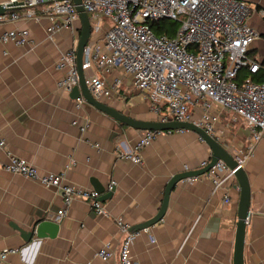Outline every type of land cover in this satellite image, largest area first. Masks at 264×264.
<instances>
[{
  "label": "crops",
  "instance_id": "obj_1",
  "mask_svg": "<svg viewBox=\"0 0 264 264\" xmlns=\"http://www.w3.org/2000/svg\"><path fill=\"white\" fill-rule=\"evenodd\" d=\"M251 7L249 24L259 33L249 55L264 63V0H245ZM44 5L37 9L41 10ZM20 14L24 9L18 8ZM51 22L20 18L0 23V36L28 29L25 45L0 39V161L25 159L41 173L64 172L67 183L87 190L95 184L112 198L102 201L107 215L96 213L89 201L73 200L59 222L55 237L46 234L25 242L19 229L29 231L39 221L52 219L63 207L61 190L23 175L0 172V264H114L97 252L109 245L118 250L123 239L116 220L132 227L154 217L163 202L167 182L176 174L198 169L210 159L208 145L194 131H164L140 152L143 164L121 158L117 149L133 151L142 130L134 129L58 86L66 69L57 68L61 54L76 48L80 29L61 28L53 35ZM86 79L102 76L121 86L103 99L132 117L156 120L150 99L116 69L104 74L97 66L84 70ZM199 118L201 109L192 110ZM215 136L234 155H246L243 167L251 187L244 262L264 264V138L253 141L252 131L230 111L213 107ZM85 128V129H82ZM226 197L229 201H226ZM240 188L235 176L224 173L216 187L206 175L181 180L170 194L164 217L141 230L131 246L138 264H234ZM17 227V228H16Z\"/></svg>",
  "mask_w": 264,
  "mask_h": 264
},
{
  "label": "built area",
  "instance_id": "obj_2",
  "mask_svg": "<svg viewBox=\"0 0 264 264\" xmlns=\"http://www.w3.org/2000/svg\"><path fill=\"white\" fill-rule=\"evenodd\" d=\"M41 5L44 7L38 10ZM82 5L91 24L84 70L97 66L106 75L121 69L150 99L156 120L192 122L215 136V118L210 110L216 106L230 111L234 121H244L252 131L254 143L264 138V64L249 55L259 33L248 22L252 9L245 0H82ZM0 6L5 9L0 14V23L46 17L51 22V35L61 28L81 27L74 0H0ZM18 8L24 12L18 13ZM166 19L176 22V31L173 35L165 31L156 34L151 24ZM29 36L28 29H13L5 31L0 39L20 46L28 42ZM56 66L66 69L58 86L71 91L79 83L76 48L64 51ZM243 69L246 73L240 77ZM87 85L103 101L121 86V80L115 79L111 85L102 76H92L87 79ZM77 100L85 101L83 97ZM197 107L201 109L199 118L192 112ZM160 133L142 130L135 149L118 148V156L143 164L140 151ZM3 145L0 141V146ZM244 157L239 158L240 165ZM209 161H202L198 168L205 167ZM188 170L185 166V171ZM1 171L58 187L63 207L51 220L60 222L76 198L89 201L96 213L107 215L99 200L101 194L67 183L64 172L41 173L36 166L14 155L8 162L0 161ZM224 173L235 176V169L220 160L205 174L183 180L190 182L206 175L218 187L224 182ZM116 224L123 236L119 249L105 245L97 256L105 261L118 257L114 264H138L132 258L131 246L141 230H133L123 218H118ZM7 254L8 251L0 253V262Z\"/></svg>",
  "mask_w": 264,
  "mask_h": 264
},
{
  "label": "water",
  "instance_id": "obj_3",
  "mask_svg": "<svg viewBox=\"0 0 264 264\" xmlns=\"http://www.w3.org/2000/svg\"><path fill=\"white\" fill-rule=\"evenodd\" d=\"M77 11L81 20L80 34L76 46V66L79 75V83L75 85L71 90V97L79 98L83 97L85 101L100 111L110 115L114 119L125 123L126 125L139 130H155L158 132L164 131H177V130H189L196 132L201 139L208 145L212 155L210 157L209 163L202 168L184 171L174 175L168 182L165 188V193L163 197L162 205L158 213L148 219L143 223L134 225L133 230H144L155 223L159 222L165 215L167 208L169 206L170 194L173 188L178 182L188 177H195L203 175L209 171L218 161H223L231 169H235V177L238 181L240 188V203L238 212V222H237V232L235 240V252H234V264H245L244 262V245H245V235L247 228V220L250 215V200H251V187L249 183V178L243 167L240 165L239 158L241 155H234L231 153L224 144L215 136L210 135L205 129L199 127L198 125L188 122V121H159V120H145L138 119L130 116L122 110H119L112 105H109L105 101L97 99L90 91L87 85V79L84 73L83 63H84V53L85 48L88 45V41L91 37V24L89 20V15L82 5V0H74ZM5 9L0 6V14L4 13ZM95 190L101 195L99 197L100 201H105L108 198H112L115 192V187L107 191L103 185L99 183L95 184ZM17 228V227H16ZM60 224L57 221L46 219L39 221L35 224L29 231H24L19 229L21 235L25 242H29L34 236L37 238H43L47 235L50 237H55L58 234Z\"/></svg>",
  "mask_w": 264,
  "mask_h": 264
},
{
  "label": "trees",
  "instance_id": "obj_4",
  "mask_svg": "<svg viewBox=\"0 0 264 264\" xmlns=\"http://www.w3.org/2000/svg\"><path fill=\"white\" fill-rule=\"evenodd\" d=\"M165 20L163 21H160V22H153L151 24L152 28L154 29L155 33L156 34H161L163 31H165L166 33H168L169 35H173V33L176 31V25L175 26H165L163 24ZM164 27H165V30H164ZM168 27V28H167ZM264 64V63H263ZM245 72H246V69H244ZM244 75V74H243ZM242 75V76H243ZM240 76V77H242Z\"/></svg>",
  "mask_w": 264,
  "mask_h": 264
},
{
  "label": "rangeland",
  "instance_id": "obj_5",
  "mask_svg": "<svg viewBox=\"0 0 264 264\" xmlns=\"http://www.w3.org/2000/svg\"><path fill=\"white\" fill-rule=\"evenodd\" d=\"M163 24L165 25V26H175V25H177L176 24V22L174 23V21H171V20H168V19H166L164 22H163ZM246 72H245V70L243 69L242 71H241V73H240V76H242L243 74H245Z\"/></svg>",
  "mask_w": 264,
  "mask_h": 264
}]
</instances>
